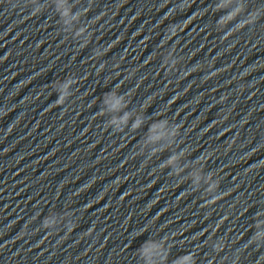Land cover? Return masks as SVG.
<instances>
[{
	"label": "clouds",
	"instance_id": "1",
	"mask_svg": "<svg viewBox=\"0 0 264 264\" xmlns=\"http://www.w3.org/2000/svg\"><path fill=\"white\" fill-rule=\"evenodd\" d=\"M189 260H191V256L184 257L183 261H181V264H186V262Z\"/></svg>",
	"mask_w": 264,
	"mask_h": 264
}]
</instances>
